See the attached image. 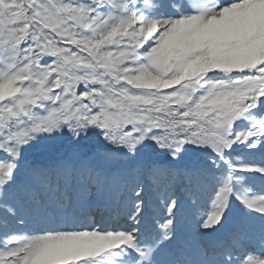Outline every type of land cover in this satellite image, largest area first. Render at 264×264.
I'll use <instances>...</instances> for the list:
<instances>
[{
  "label": "snow or ice",
  "instance_id": "1",
  "mask_svg": "<svg viewBox=\"0 0 264 264\" xmlns=\"http://www.w3.org/2000/svg\"><path fill=\"white\" fill-rule=\"evenodd\" d=\"M0 264H264V0H0Z\"/></svg>",
  "mask_w": 264,
  "mask_h": 264
}]
</instances>
